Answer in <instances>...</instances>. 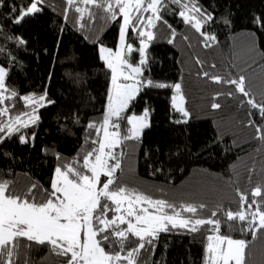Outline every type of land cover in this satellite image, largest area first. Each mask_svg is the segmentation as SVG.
I'll use <instances>...</instances> for the list:
<instances>
[{"label": "trees", "instance_id": "16d2710c", "mask_svg": "<svg viewBox=\"0 0 264 264\" xmlns=\"http://www.w3.org/2000/svg\"><path fill=\"white\" fill-rule=\"evenodd\" d=\"M15 2L26 4L28 0ZM200 3L214 13L216 23L209 31L215 33L216 41L205 46L194 29L169 14L166 19L176 28L177 35L172 37L167 29L158 31L149 47L146 70L155 82L181 84L183 105L190 118L172 108L174 89H143L125 116L140 114L148 108L150 127L143 130L138 140L124 144L122 178L129 187L151 194L154 199L177 204L203 202L209 210L220 205L225 211H237V188L250 195L257 185H264V139H256L255 129L249 125V119L260 123V117L246 102L241 103L247 98L236 92L234 86L214 83L202 72L226 78L242 74L250 95L264 102V30L252 23L254 17H264V0ZM12 5L13 0H4L0 5V30L6 35H21L27 43L18 49L15 41L0 37V45L19 62L12 67L7 84L17 88L21 95L47 89L48 98L55 101L39 110L40 121L28 130L29 135L32 131L37 133L34 142L21 145L15 135L0 145V175L14 182L13 191L24 193L33 183L49 186L57 163L53 152L71 159L82 146L86 150L94 147L90 143L85 145V128L89 121L101 120L110 83V71L100 59L94 41L99 37L100 43L115 48L119 22H106L99 15L94 20L85 17L86 26L80 29L74 8L65 19V0H46L42 13L15 25L11 22ZM224 18L231 24L225 25ZM170 39L172 43H168ZM131 40L134 38L130 33ZM5 60L0 54V63ZM197 60L203 64L196 63ZM213 64L215 68L211 67ZM228 91L234 95L217 96ZM15 103L17 111L23 110L22 101L17 99ZM212 103L221 104V108L213 109ZM181 119L188 122L174 123ZM121 124L128 127L126 120ZM91 135L94 137L95 132ZM45 148L51 151L45 152ZM5 152L12 156H5ZM116 152L119 155L121 149ZM117 175H121L120 170ZM208 234L211 233L162 232L154 249L142 250L139 264H204ZM221 234L248 242L247 264H264V232H258L253 239L236 222L232 228L223 226ZM134 246L131 243L129 248ZM26 257L31 264H66V258L49 246H33L26 253L22 249L20 264H24Z\"/></svg>", "mask_w": 264, "mask_h": 264}, {"label": "snow or ice", "instance_id": "6c2138e0", "mask_svg": "<svg viewBox=\"0 0 264 264\" xmlns=\"http://www.w3.org/2000/svg\"><path fill=\"white\" fill-rule=\"evenodd\" d=\"M3 3L0 0V5ZM65 4V19L74 8L80 29L86 26L85 17L94 20L99 15L106 22H119L115 48L100 43L99 37L94 41L99 46L100 59L110 71L106 103L101 120L89 121L85 128V145L90 143L94 147L86 150L82 146L71 159L52 153L57 163L48 187L33 183L27 192L19 193L13 191L12 180L0 175V264H20L21 250L26 253L33 246H49L51 251L66 258V264H139L142 250L154 249L159 234L171 230L211 233L205 237L204 264H247L248 242L221 234V229L225 225L232 228L239 222L241 231L250 232L253 239L258 232H264V185H257L250 195L237 188L239 210L225 211L220 205L209 210L203 202L177 204L154 199L151 194L129 187L122 178L124 144L138 140L143 130L150 127L148 108L141 115L125 116L131 103L145 88H172L176 93L181 90L180 83H158L146 75L151 42L160 29H167L172 37L177 35L176 28L166 19L171 14L194 29L201 42L210 47L208 42L216 41L215 33L209 31L216 23L214 13L200 0H65ZM45 5L46 0H28L19 5L13 0L11 22L22 24L28 17L42 13ZM223 22L231 24L227 18ZM252 23L258 30H264V17H254ZM130 33L135 45L130 42ZM0 37L15 41L18 49L27 43L21 35H6L2 30ZM133 53L139 57L135 62L131 60ZM0 54L6 58L5 63H0V145L15 135L19 136L21 145L34 142L37 133L32 131L29 135L28 130L40 121L39 110L55 101L48 98L47 89L43 93L21 95L17 88L9 86L7 78L19 62L2 45ZM196 63L203 64L200 60ZM202 75L214 83L234 86L236 92L247 98L241 103L246 102L256 110L261 121L249 119V125L254 127L256 139H264V102L250 95L245 86L246 77L241 74L238 78H226L208 71ZM221 95L231 97L234 93H217ZM17 99L23 102V110L17 111ZM183 99L182 95H173L172 108L190 118ZM211 107L219 109L221 104L212 103ZM248 115L251 117L252 112ZM122 120H126V129ZM187 122V119L174 121ZM117 148L121 149L119 155ZM4 155L12 156L9 152ZM118 170L121 175H117ZM131 243L135 246L129 248ZM24 264H31L27 257Z\"/></svg>", "mask_w": 264, "mask_h": 264}, {"label": "rangeland", "instance_id": "374dc122", "mask_svg": "<svg viewBox=\"0 0 264 264\" xmlns=\"http://www.w3.org/2000/svg\"><path fill=\"white\" fill-rule=\"evenodd\" d=\"M130 42H133L134 43V45L136 44V41H135V39L134 40H131ZM98 52H99V46H98ZM99 57H100V53H99ZM139 59V57H138V54H132V56H131V60L133 61V62H135V61H137ZM173 95H182L180 92L179 93H176L175 92V90H174V94ZM182 103H183V101H182ZM143 113V111L140 113V114H136V115H141ZM132 115V114H131Z\"/></svg>", "mask_w": 264, "mask_h": 264}]
</instances>
